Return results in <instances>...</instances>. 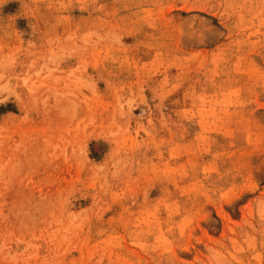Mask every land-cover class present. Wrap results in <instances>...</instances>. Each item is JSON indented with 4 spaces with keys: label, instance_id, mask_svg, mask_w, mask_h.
Listing matches in <instances>:
<instances>
[{
    "label": "rangeland",
    "instance_id": "374dc122",
    "mask_svg": "<svg viewBox=\"0 0 264 264\" xmlns=\"http://www.w3.org/2000/svg\"><path fill=\"white\" fill-rule=\"evenodd\" d=\"M0 264H264V0H0Z\"/></svg>",
    "mask_w": 264,
    "mask_h": 264
}]
</instances>
